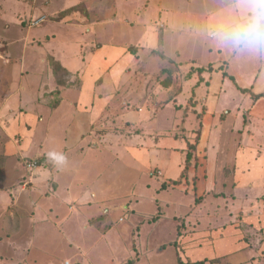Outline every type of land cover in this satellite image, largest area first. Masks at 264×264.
Listing matches in <instances>:
<instances>
[{
  "label": "rangeland",
  "instance_id": "1",
  "mask_svg": "<svg viewBox=\"0 0 264 264\" xmlns=\"http://www.w3.org/2000/svg\"><path fill=\"white\" fill-rule=\"evenodd\" d=\"M42 1L24 0L18 2V5L8 4L3 19H0V38L7 42L17 41L21 36L28 35L29 29L32 30V38L45 39L51 35L53 40L54 34L55 44L45 47L46 50L65 60H72L71 66L82 71L80 79L85 90L94 85L95 73H105L116 63L112 56L120 60L119 65L128 64L127 68L131 71L135 68L148 70L152 74L159 71L154 77L157 82L163 81V85L169 80L173 81L172 74L176 70L190 72L195 67L207 70L211 66L213 74H206L207 78L211 76V82L208 87H201L198 94L204 97L205 94L209 95L206 101L208 111L216 114L219 119L221 117V123L216 120L217 131L211 136V144L210 141L205 143L209 147H201V151L197 145L193 148L188 146L182 154L179 151H168L166 148L174 144V141L159 140L158 144L162 143L163 150H159L153 158L139 160L138 155L136 157L133 152L128 156L123 155L122 144L118 146L117 142L110 138H97L95 144L100 146L99 150H93L90 146L80 155H76L74 150L69 151L66 155L67 163L59 171L60 167L48 160L47 153L60 152L62 146L70 145L69 142L62 143L60 140L64 132L61 125L63 119L56 114L52 116L48 107L41 109L43 115L39 111L33 113L30 106L11 108L6 115L0 112V240L6 239L3 232L11 228L16 229L14 223L11 222L10 226L8 220V215L12 213L15 221L19 222L17 228L20 230V234L14 238L15 243L18 242L16 249L13 250L8 243L0 242V264H178L180 260L186 262L191 260L189 257L195 258L193 250L196 248L186 246L182 238L187 239L190 236L193 239V234L208 231L212 234L213 231L221 230L225 224L215 226L210 223L202 224V221L192 222L190 232L186 227L183 233L186 219L174 217H184L190 210L201 217L209 213L210 217L212 215L217 219H226L229 215L236 214L240 221L232 223L231 226H236L235 228L241 231L240 241H245L251 246L249 250L239 252L242 254L226 253L213 261L206 259V264H264L259 245H254L256 249L253 250L252 244L256 235L245 221L250 206H243L245 199L242 201V198L246 195L251 197V192H237L235 185L231 187L229 183L236 166L235 152L247 144L248 122L254 127V141H250L248 147H264V104L259 109L260 115L253 117L249 111L251 99L249 96L244 98L237 89V86H241L252 89L254 94L264 93V57L244 53H240L237 58L232 57L233 51L221 47L208 35V29L216 22V15L223 0H163V4L161 0H138L137 3L119 0V14L113 18H104V23L96 20L103 17L101 7L110 0H87L57 18L47 17L44 23L32 27L28 16L30 7H39L52 16L63 3V0H58L43 7ZM160 5L164 8L177 6L184 9L182 14L175 16L173 28L166 18V10L160 14ZM87 8L91 13L88 19L92 24V31L89 33L86 31L89 26H86L85 30L84 24H79L83 15L87 16ZM132 17L136 19L138 26L123 24ZM151 19L152 23L148 22ZM119 21L122 24H119ZM6 25H10V29H4ZM0 42V56H3L10 46L8 47L3 39ZM66 43L70 45L66 46ZM22 45L17 41L11 46L10 54L14 59L10 60V65L2 67V60L0 61V92H17L16 89L22 83V73L26 78L31 72L28 84L37 94L41 78L37 75L40 71L37 67L38 56L43 53L44 48L41 49L43 51L38 48L33 49L35 53L29 52L28 55L31 54L37 64L29 63L32 71L26 68L24 72L21 64ZM91 45H94L93 51L98 47L101 50L90 51ZM128 45H134L132 49L136 51L131 62L122 59V49ZM217 45L221 47L222 54L216 51ZM65 49L71 52L69 58L63 56ZM80 50H83V55L86 56L84 62L80 60V56H76ZM106 50L114 53L107 56ZM222 58L226 62L220 61ZM47 60L53 69L56 61L52 57H47ZM167 71L171 73L166 74ZM53 72L54 83L68 85L71 74L66 70H61L58 74ZM228 74L229 77L226 78ZM177 80L180 84L182 77L178 76ZM49 81L47 77L43 79L48 86ZM78 84L79 80L75 79L74 85ZM188 90L186 89L181 97L182 102L188 98ZM215 94L220 95L215 97ZM51 104L52 107L56 106L54 102ZM168 114L169 117L170 114L174 115L170 112ZM183 118L182 114L176 115L178 131L195 126V133H201L199 120L190 117L187 127L183 125ZM56 120L59 121V126ZM47 129H50L48 133ZM164 132V129L158 131L161 139L169 136L162 135ZM10 142L15 144L21 153L14 154L9 149ZM213 151L220 154V161L225 163V170L217 168L222 174L217 173L213 178L214 184L208 188L206 183H210V180L207 171L214 165L211 161ZM188 152L191 154V167L194 171L189 174L191 170L188 169L183 178L174 185L175 181L170 179L177 176L179 178L186 164L183 162L184 155ZM29 164H35V167L29 168ZM147 166L153 168L151 177L143 173L142 169ZM9 178L12 182H9ZM53 179L59 184L57 190L55 187L58 184L54 185ZM87 186L103 192L107 199L103 201L104 199L99 197L94 203L89 201V204L81 206V202L75 197L87 190L90 195ZM172 217L174 221L171 220ZM161 219V228H158L156 224ZM227 227L229 226L224 228Z\"/></svg>",
  "mask_w": 264,
  "mask_h": 264
},
{
  "label": "crops",
  "instance_id": "2",
  "mask_svg": "<svg viewBox=\"0 0 264 264\" xmlns=\"http://www.w3.org/2000/svg\"><path fill=\"white\" fill-rule=\"evenodd\" d=\"M20 1L24 0H0V19H3L5 9L8 8V4L18 5V2ZM56 1L58 0H43L42 5L43 7H47ZM83 1L86 2L87 0H63V3L59 5L58 9L53 13L52 16L44 12L46 10L43 11L42 9H39V7L36 8L35 6H32L29 8L28 16L30 17L31 21L41 16H46L48 18H57L62 13L71 11L73 8L83 4ZM125 1L126 3H137L138 0ZM106 2V5H103L101 7L103 9V17H99V19L96 20L97 22L104 23L106 20H103L104 18H107L108 16H110L111 18L116 17L120 12L121 7L118 6L119 0H110ZM161 3L163 4V0H161ZM3 6L5 7L4 9ZM92 10L97 13L95 8H93ZM145 10H147L146 7ZM165 10L166 18H168V22L171 28H173V20L175 16L182 14L184 9H181L177 6H167L164 8V6L160 5V14L164 13ZM134 12H136V10ZM90 14L91 13H89L87 8V16L85 17L83 15V17L79 21V24H84L83 27L85 30L86 26H89L86 30L88 31L87 33L92 31V24L88 19L89 17H91ZM79 16L81 17V15ZM135 20L136 19L132 17L123 24L138 26ZM61 22H63V20H61ZM148 22L152 23V19ZM148 22L147 24H149ZM118 23L122 24L120 21ZM51 25L56 26L57 24ZM149 26H151V24H149ZM4 29H10V25H6V27L4 26ZM31 31L32 30L29 29L28 35L21 36L17 39V41L23 44V59L21 60V64L24 72L26 71V68L32 71L30 67L31 65H28L29 63H34V65L37 64V62L33 60L32 55H28L29 52L35 53V50L33 49L39 48L41 50L42 47L44 48V51L41 50L43 51V53L39 54L38 56L37 67L40 69V71L37 73V75L41 78H39L40 85L37 87V94H35V89L28 84V82L30 81L31 72L26 75V78L24 76V73H22V83H20L19 88L16 89L17 92H4V90L0 92V112L1 114L6 115L11 108L30 106V108H32L33 110V113L36 114L39 111V113L43 115L41 109L48 107L51 111L50 114L52 116H55L56 114L59 115L60 119H63L61 121V125H63L64 132H62V137L60 140L62 141V143H70V145L65 144L61 147L60 152L65 156L69 151L73 150L75 151L76 155L83 154L85 153V148H87L88 150V147L90 148V146L94 148L93 150H99L100 146L95 144V139L97 138H101L103 140L110 138L113 141H116L118 146H121L122 144L123 147L121 151L123 152V155L128 156L131 152H133L135 153L134 155L136 157L138 155L139 160L150 159L151 157L153 158V156L157 155L159 150H163L162 143L158 144L159 140L166 141L167 139H172L174 141V144L166 149L173 152L179 151L181 154L188 148V145L192 144L194 140L196 141L197 138H199V143L197 145L199 151H201V147H209V145H207L209 143L208 141H210L211 144V136L217 131L215 122L216 120H218L221 123V117L219 119L217 118L216 114L208 111L206 101L209 95L205 94V97L204 95L200 96L198 94V91L204 85L208 87L211 82V76L207 78L206 74L209 73V75H211L213 74V72L211 73L206 70L202 73H199L197 72L198 67L193 68V70H190V72L183 71L182 69L176 70L172 74L173 81H167V85L165 86L162 83L163 81L157 82V79L154 77L155 74L157 75V73H159V71L154 74H152L148 70H143L140 68H135L131 71L127 68L128 64H124L123 66L121 65V63L119 65L118 63L120 60H117L115 56H112L113 60H115L116 63L112 64V66L109 67V69H107L105 73L102 71H98L97 75L95 73V78L93 77L94 85L91 87L89 86V88L85 90L84 83L80 79V76H82V71L71 66L72 60H65L62 57L56 56L55 54L46 50L45 47L53 46L55 44L53 43V40L54 38H56V36L53 34V40H51V35L46 36L45 39H37L32 38ZM2 39L7 43L8 47L10 46L8 48V52L3 54V56H0V61L2 60V67H7L11 64L10 60L14 59V57L10 54V48L17 41L7 42L2 37L0 38V41ZM47 42L48 45H46ZM65 45L68 46L70 44L66 43ZM93 46L94 45L90 46V51H93ZM133 46L134 45H128L125 46L124 49H122L124 53V57L122 59L128 62L130 60L131 62V59L135 58L134 54L136 53V51H132L134 50L132 49ZM95 50H97L96 52H98L99 50H101V48L98 47ZM216 51H218L219 54H222V49L218 45L216 47ZM85 52L87 54V49L85 50ZM63 53V56H67V58H69L68 55L71 52L70 50L65 49L63 50ZM105 53L107 56H110L114 52L111 50H106ZM83 54L84 52L82 50L80 53L76 54V56H80V60L84 62L86 56H84ZM76 56L73 55V57ZM239 56L240 54H237L235 52H233L232 54V57L237 58ZM47 57H52L53 60L59 63L64 70L71 74V79L72 77H74V80L71 81L70 79L67 86H61L57 83H54V68L52 69L49 65ZM221 60L225 61L224 58L220 59V61ZM124 67L125 69H123ZM162 71L164 72L163 69ZM165 73L169 74L171 72L167 71ZM178 76L182 77V81L180 82V84L177 83ZM45 77L50 80V86L46 85V83L43 82V79H45ZM228 77L229 74L226 76V78ZM75 79L79 80L78 86L74 85ZM256 81L257 79L255 80V82ZM186 89H189V96L185 99V101L182 102L181 97L183 96ZM248 90L255 96L262 94L264 95V93L254 94L252 89ZM241 94L244 95V98H248L249 96V99H251V101H249V105L251 104V108L249 109V111L251 112L252 116L255 117L260 115L259 109L261 108V105L264 104V97L260 98L259 100H254L253 96L250 93ZM219 95L215 94V97ZM51 102H54L56 106L52 107ZM190 102L192 103L190 104ZM116 112L118 113L116 114ZM169 112L173 113L174 115L170 114L171 117H169ZM178 114H182L184 116L182 122L184 123L183 125L187 127L189 126L190 117L193 116L196 120H199V131H201V133H195V126H192V129L189 126V129L183 128L178 131L176 128V115ZM43 118L41 120H43ZM56 122L57 126H59V121L56 120ZM163 129L165 130V132L162 133V135L169 134V136H164V138L161 139L158 135V131ZM253 129L254 127L252 126V123L250 124V122H248L249 136L247 139V144L245 147L240 148L237 150V152H235L234 158L236 166L233 169V178L229 183L231 184V187L235 185V189L237 192H239L240 190H244L246 193L251 192V197H247L246 195L244 198H242V201H244L245 199L243 206L251 207H248L249 211L245 221L249 223L247 224L248 227H250L253 231V234L256 235L254 236L255 239L253 240L252 245H259V248H261L259 253L264 257V147H248L249 142L254 141ZM49 130L50 129H47V133L49 132ZM242 140H245V138H242ZM214 145L215 143L212 145V149ZM9 149H11L14 154L21 153L19 148H17L15 144H12V142L9 143ZM174 154L176 155V153ZM186 156L187 153L183 158L184 164L186 162ZM227 157L228 156L226 155V158ZM211 159L214 165L213 168L209 167L207 171L210 183L209 181L208 183H205L206 187L208 188L212 187V183L214 184L213 178L215 177V175L219 172L222 174V171L217 168H225V163L220 161V154H217L215 151H213ZM138 164H140V161H138ZM190 168L189 170L191 171H189V174H192L194 170L192 169V167ZM152 169V167L147 166L142 170L144 171L143 173L145 175L151 177L150 173ZM61 170L62 169L60 167L59 171ZM12 172H14V168H12ZM179 178L177 176L170 180L176 181ZM9 180V182H12L10 178ZM165 182L168 183L169 181ZM53 184L57 185L58 182H55L54 180ZM57 187L59 188V184L55 187V190H57ZM87 188L90 190V195L87 190L84 193L77 194V196L75 197V199L81 202H78L81 206L89 204V201H91V203H94V200L98 199L99 197L104 199L103 201L107 199L104 197L103 192L95 191L93 190V188L88 186ZM39 190L40 189H38V192ZM254 190L259 191L255 192ZM14 192L15 191L13 190V193ZM154 200L158 199L154 198ZM190 211L184 214V217H174L177 219H186L185 228L183 227L182 229L183 233L186 231V227L188 228L187 231L190 232V224L192 222L202 221V224L210 223L215 226L219 224L223 225L225 223L221 230L213 231L212 234L210 231H208L202 234H193V239L190 236L187 239L182 238L184 241L183 243L187 244L186 246L196 248L193 250V254L196 255L195 258L189 257L192 262L204 261L206 259L213 261L226 253L242 254L239 252H245L246 249L249 250L251 248L250 244H248L247 242L240 241L239 235L241 231L237 230L235 228L236 226H231L232 223L236 224L238 221H240L238 220L239 217L236 214L229 215L226 219H217L212 215L210 217L209 213H205L201 217L195 212ZM174 218L172 217L171 220L174 221ZM8 220L10 226L11 222H13L16 229L11 228L8 231L3 232L2 234L6 236V239H4L3 241L0 240V242L3 244L8 243L9 246L13 247L14 250L16 249V244L18 243H15L14 238L17 237L18 234H20V230L19 228H17V223L19 222L15 221L13 213L11 215H8ZM4 221L6 220L4 219ZM200 222L198 225L201 227L202 224H200ZM161 224L162 219L158 221L156 226H159L158 228H161ZM225 226L229 227L224 228ZM11 241H14V243ZM140 245L142 249L143 246L141 242L139 246ZM255 249L256 247L254 246L253 250Z\"/></svg>",
  "mask_w": 264,
  "mask_h": 264
},
{
  "label": "clouds",
  "instance_id": "3",
  "mask_svg": "<svg viewBox=\"0 0 264 264\" xmlns=\"http://www.w3.org/2000/svg\"><path fill=\"white\" fill-rule=\"evenodd\" d=\"M208 35L237 54L264 57V0H223ZM47 158L57 167L67 163L61 152H48Z\"/></svg>",
  "mask_w": 264,
  "mask_h": 264
},
{
  "label": "trees",
  "instance_id": "4",
  "mask_svg": "<svg viewBox=\"0 0 264 264\" xmlns=\"http://www.w3.org/2000/svg\"><path fill=\"white\" fill-rule=\"evenodd\" d=\"M161 42V41H160ZM133 52H134V50H132ZM161 57H163V56H161ZM54 71H55V73H59L61 70H63L64 71V69L61 67V65L59 64V63H57V62H54ZM208 70V72H213V68L211 67V66H209V68L207 69ZM204 71H206L204 68H198L197 69V72H199V73H202V72H204ZM232 80L234 81V78H232ZM164 85L166 86L167 84L166 83H164ZM237 89L241 92V93H243V94H246V93H250L252 96H253V99L254 100H259L260 98H262V97H264V95L262 94V95H253L248 89H244V88H241V87H239V86H237ZM198 143H199V138H197L196 139V141H195V143H193V144H189L188 146L189 147H194V146H196V145H198ZM191 162H192V160H191V154L188 152L187 153V156H186V164H185V168H184V170L182 171V173H181V175H180V178L177 180V181H175L174 182V185H176L177 184V182L180 180V179H182L183 177L182 176H184L185 174H186V172L188 171V169L191 167ZM164 189V188H163ZM206 260H204V261H197V262H192V261H190V260H188V261H186V262H184L183 260H180L179 262H178V264H206Z\"/></svg>",
  "mask_w": 264,
  "mask_h": 264
},
{
  "label": "built area",
  "instance_id": "5",
  "mask_svg": "<svg viewBox=\"0 0 264 264\" xmlns=\"http://www.w3.org/2000/svg\"><path fill=\"white\" fill-rule=\"evenodd\" d=\"M46 20H47L46 16H41L37 19H33L32 20V27L39 26L40 24L44 23ZM28 167L33 168V167H35V164H29ZM67 264H69V263H67Z\"/></svg>",
  "mask_w": 264,
  "mask_h": 264
}]
</instances>
